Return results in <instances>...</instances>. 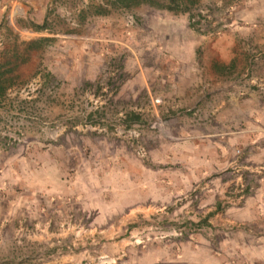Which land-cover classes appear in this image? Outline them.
<instances>
[{
    "label": "rangeland",
    "instance_id": "rangeland-1",
    "mask_svg": "<svg viewBox=\"0 0 264 264\" xmlns=\"http://www.w3.org/2000/svg\"><path fill=\"white\" fill-rule=\"evenodd\" d=\"M115 1L15 0L0 17V62L16 66L0 98V264H252L264 174L246 136L217 133L213 97L182 105L150 74L166 48L144 49L140 73V36L171 34L157 23L169 2ZM248 2L183 13L199 36L241 27L237 84L262 94L264 42L239 18Z\"/></svg>",
    "mask_w": 264,
    "mask_h": 264
},
{
    "label": "crops",
    "instance_id": "crops-1",
    "mask_svg": "<svg viewBox=\"0 0 264 264\" xmlns=\"http://www.w3.org/2000/svg\"><path fill=\"white\" fill-rule=\"evenodd\" d=\"M41 7L39 8L42 10ZM10 8L16 9L15 0H0V17ZM163 10L161 11L163 15L158 17L157 23L159 26H171V34H168V30L164 27L161 33L151 30L156 36H151L149 40L140 36L138 45V53L141 57V61L138 62L140 73L142 75L145 73L141 64L142 60L146 59L142 55L144 49L154 48L158 52H161V48L169 50L170 56L165 54L162 57L158 55L155 57V62L164 66L152 69L150 74L156 70L163 74L162 78L172 82L173 94L183 97L182 105L190 101L184 97H198L196 102H202L206 96L213 97L217 133L234 135L235 142L238 136H246L245 140L247 139L249 146L247 158L253 162V165L259 164L257 167L254 166L257 168L254 172L264 174V93L261 94L254 89H242L237 84L239 43L237 33L242 31L241 27L238 28L236 22H233L222 35L208 38L190 31L187 23L189 17L183 13L188 10ZM239 18L251 23L246 27L247 41L259 42L258 37H260L261 42H264V0H249L246 11L240 13ZM168 37H170L169 42H167ZM199 48L202 51L201 56L197 54ZM2 52L3 50L0 51V59L3 57ZM151 52L154 55V51ZM220 128L224 132H221ZM235 128L236 131L233 130ZM229 140L234 142L232 137H229ZM251 237L264 241V231L259 234L253 233ZM251 255L254 256L252 264H264V242L260 247L254 246Z\"/></svg>",
    "mask_w": 264,
    "mask_h": 264
},
{
    "label": "trees",
    "instance_id": "trees-1",
    "mask_svg": "<svg viewBox=\"0 0 264 264\" xmlns=\"http://www.w3.org/2000/svg\"><path fill=\"white\" fill-rule=\"evenodd\" d=\"M149 0H116L115 2H119L124 7H132L135 5H139L142 2H146ZM168 5H161V7H166L168 9L174 10H190L193 6L198 4L200 0H167ZM155 2V1H153ZM157 3V2H155ZM43 27V26H41ZM45 39L32 40L28 43L29 48L39 49L43 46V42ZM13 63L6 60L0 62V98L4 97L7 93V90L13 85V77L10 74L14 71L16 66H10Z\"/></svg>",
    "mask_w": 264,
    "mask_h": 264
},
{
    "label": "built area",
    "instance_id": "built-area-1",
    "mask_svg": "<svg viewBox=\"0 0 264 264\" xmlns=\"http://www.w3.org/2000/svg\"><path fill=\"white\" fill-rule=\"evenodd\" d=\"M206 12H207V11H203V10H202V11H201V13H202L201 15H202V16H205V13H206Z\"/></svg>",
    "mask_w": 264,
    "mask_h": 264
}]
</instances>
